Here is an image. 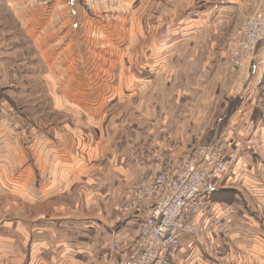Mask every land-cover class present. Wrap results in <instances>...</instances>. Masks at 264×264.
Masks as SVG:
<instances>
[{
  "label": "crops",
  "instance_id": "obj_1",
  "mask_svg": "<svg viewBox=\"0 0 264 264\" xmlns=\"http://www.w3.org/2000/svg\"><path fill=\"white\" fill-rule=\"evenodd\" d=\"M11 1L1 0L0 5L15 20L22 4ZM262 1L252 5L256 7ZM219 13L217 20L223 23L219 28H200L198 17L177 26L181 39L166 47L175 53L170 56L168 52L158 74H151L148 80V88L156 94L149 95L147 104L142 105L137 93L133 105L139 109H134L130 122L118 113L115 117L108 115L111 122L104 118L102 127L107 129L101 128L102 141L97 147L106 168L103 174L96 176L95 160L76 162L74 156L63 167L57 155H52H62L63 146L23 148L24 162L14 157V150L10 151L13 159L6 166L13 175L10 184L15 189L11 190V202L26 206L12 205L10 219L0 222V264H105L109 256L103 255L101 244L106 239L123 241L125 252L117 264H129L142 219L134 215L117 221L119 197L122 200L124 193L128 198L127 191L134 180L141 181L161 171L142 176L149 162L155 161L156 169L178 164L198 145L212 143L218 135L227 137L228 170L216 184L214 195L236 185L238 176L245 190L230 203L215 200L213 195L199 217L200 232L204 229V233L185 238L172 264H264V226L263 230L254 226L252 217L245 212L247 205H258L257 211L264 212V146L254 148L256 138L246 133L249 123L253 126L255 122L254 111L264 108V84L258 80L260 75L254 78L258 59L250 61L249 55L243 54L240 59L236 54L241 17L225 16L227 12L222 10ZM233 20L237 24L229 27ZM0 27L3 29L2 24ZM1 29L0 43L14 42L9 40L12 33ZM185 31L187 37H183ZM184 48L193 51L185 54ZM2 93L0 109H5L6 114L12 103L5 91ZM237 98L243 102L232 112ZM113 117L115 129L108 126L114 124ZM3 118L12 120L7 115ZM221 125L227 128L224 133ZM73 144L69 151L75 150L76 143ZM50 158L56 161L47 162ZM36 171H40L38 175ZM76 188L72 194L80 198L74 206L67 208L54 202L64 189L69 192ZM79 188L83 195L77 194ZM203 250L208 256L202 259Z\"/></svg>",
  "mask_w": 264,
  "mask_h": 264
},
{
  "label": "rangeland",
  "instance_id": "obj_2",
  "mask_svg": "<svg viewBox=\"0 0 264 264\" xmlns=\"http://www.w3.org/2000/svg\"><path fill=\"white\" fill-rule=\"evenodd\" d=\"M254 1L257 0H17L22 7L15 20L11 12L0 5L3 28L0 29L12 33L9 40L14 41L0 43V59L3 58L0 61V93L5 91L4 95L12 103L6 114L5 109H0V118L7 115L12 119H0V222L10 219L12 205L26 206L11 202V190L15 189L10 184L13 175L10 176L6 166L7 161L13 159L10 151L14 150V157L24 162L23 148L63 146L62 155L52 154L57 155L63 167L74 156L76 162L95 160L96 176L103 174L106 168H103L98 146L102 141L101 128H107L102 127V121L105 118L106 122L108 115L115 117L117 113L128 120L134 109L135 112L139 109L133 105L137 93H140L142 105L147 104L149 95L156 94L153 88H148V80L151 74H158L162 58L168 52L172 56L174 51H167L166 47L181 39L177 26L198 17L200 20L196 23L200 28L222 27L223 23L217 20L221 10L227 12L225 16H240L242 29L237 52L243 48L245 21L264 10V0L256 7L252 5ZM20 17L24 32L19 26ZM236 20L230 21L229 27L237 24ZM188 35L186 31L183 33V37ZM183 51L187 54L193 50L184 48ZM242 54L243 57L249 55L250 61L257 57L258 72L254 78L260 75L258 80L264 84V42L255 49L243 48L238 54L240 59ZM242 102L237 98L230 111H235ZM114 117V124H108L111 129L117 128ZM252 118L255 122L253 126L249 123L246 133L256 138L253 147L259 148L264 146V108L255 110ZM224 125L220 126L222 133L227 131ZM73 141L75 150L69 151ZM52 161L56 160L47 159V162ZM149 164L148 169L144 167V177L165 168L156 169L155 161ZM36 172L38 175L40 171ZM135 181L130 184V191L126 190L128 198L124 193L122 200L119 197V222L134 215L140 217L138 211L134 215L124 212L133 185L140 180ZM234 184L223 188L226 191L221 193L223 195H214L215 200L230 203L240 198L245 190L241 187V176ZM76 190L65 192L64 189L54 202L67 208L74 206L79 197L74 198L72 194ZM258 209V205H247L245 212L252 217L253 225L263 230L264 212ZM112 241L119 242V252L111 250ZM124 248L125 244L119 239H106L101 244L103 255L112 254L116 264ZM205 255L208 253L203 250L200 258H206Z\"/></svg>",
  "mask_w": 264,
  "mask_h": 264
},
{
  "label": "built area",
  "instance_id": "obj_3",
  "mask_svg": "<svg viewBox=\"0 0 264 264\" xmlns=\"http://www.w3.org/2000/svg\"><path fill=\"white\" fill-rule=\"evenodd\" d=\"M243 36L244 49H255L264 42V10L245 21ZM226 142L225 135H218L212 143L198 145L178 164L133 185L124 212L134 215L138 211L142 222L129 264H172L183 240L199 236V217L212 202L216 184L228 170ZM119 249V242L112 241L111 250ZM114 261L111 254L105 264Z\"/></svg>",
  "mask_w": 264,
  "mask_h": 264
}]
</instances>
